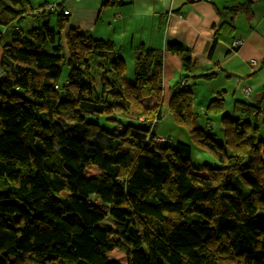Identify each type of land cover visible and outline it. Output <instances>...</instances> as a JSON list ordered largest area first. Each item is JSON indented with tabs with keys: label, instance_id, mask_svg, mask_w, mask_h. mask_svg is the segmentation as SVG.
I'll list each match as a JSON object with an SVG mask.
<instances>
[{
	"label": "trees",
	"instance_id": "1",
	"mask_svg": "<svg viewBox=\"0 0 264 264\" xmlns=\"http://www.w3.org/2000/svg\"><path fill=\"white\" fill-rule=\"evenodd\" d=\"M61 3L0 0V264H264L258 108L228 115L216 92L205 112L218 116V140L193 125V93L180 87L167 110L191 143L157 144L161 54L140 44L127 78L113 42L63 32ZM251 3L231 10L250 17ZM166 48L191 69L187 50ZM191 144L217 165L193 166ZM107 216L113 226L100 227Z\"/></svg>",
	"mask_w": 264,
	"mask_h": 264
},
{
	"label": "crops",
	"instance_id": "2",
	"mask_svg": "<svg viewBox=\"0 0 264 264\" xmlns=\"http://www.w3.org/2000/svg\"><path fill=\"white\" fill-rule=\"evenodd\" d=\"M28 1L34 9L62 2L57 11H67L63 32L72 28L113 42L125 60L129 79L134 51L140 44L160 53L164 111L172 94L187 86L193 93L195 117L202 123L195 126L206 130L218 116L207 114L205 108L221 91L223 113L239 116L236 105L240 103L258 108L259 134L264 139V0H251L250 17L231 10L245 0H123L118 5H101V0ZM54 15H49V23ZM8 39L7 34L3 41ZM235 40L240 44L233 48ZM168 43H177L188 51L190 70L183 68L178 55L167 50ZM207 74L213 77H197ZM244 87L249 89L247 95L242 92ZM163 108L154 134L169 137L156 129L165 116Z\"/></svg>",
	"mask_w": 264,
	"mask_h": 264
},
{
	"label": "rangeland",
	"instance_id": "3",
	"mask_svg": "<svg viewBox=\"0 0 264 264\" xmlns=\"http://www.w3.org/2000/svg\"><path fill=\"white\" fill-rule=\"evenodd\" d=\"M55 16V15H54ZM43 21V20H42ZM50 25L52 27H55V18H52ZM31 26V19L29 17H26L25 19H23L22 23H21V31L22 34H24L26 32V30L28 29V27ZM132 71V70H131ZM67 73V68L65 66H63L62 69V75L61 77L63 78ZM194 101V100H193ZM193 107H194V103H193ZM165 108H163L164 111ZM165 116L157 123V130L160 131L161 133H164L165 135L169 134L168 136H156L158 138L161 137H167L170 138V140H175V141H181V142H187V143H191V140L189 139V135H188V131L186 130L185 127L183 126H179L178 124H176L174 121V123L171 121V119L169 117L170 114L167 111H164ZM169 117H168V115ZM98 121H100L102 124H105V127H110L111 125H113L111 122H105L103 121V119H99ZM199 121V123H198ZM194 125L196 124H202L200 119L197 118V116L194 119ZM209 125H211L210 130L208 131L209 133H218L217 134V139H221L220 138V123L219 121H217L215 119V121H210ZM192 145V151H191V155L189 158V162L193 165V166H201L203 164H207L209 166H216L217 165V161L214 159V157L212 156V154H210L208 151L201 149L199 147H196L195 145ZM67 218L71 221H79V219L77 218V216L73 215V214H68ZM114 224V220L110 217H106L104 218L102 221H100L98 223V225L100 227H112Z\"/></svg>",
	"mask_w": 264,
	"mask_h": 264
},
{
	"label": "built area",
	"instance_id": "4",
	"mask_svg": "<svg viewBox=\"0 0 264 264\" xmlns=\"http://www.w3.org/2000/svg\"><path fill=\"white\" fill-rule=\"evenodd\" d=\"M54 7H55V5L50 6V8H54ZM66 12H67V11L63 10V13H66ZM239 44H240V41H239V40H235L234 43L232 44V46H233V48H236ZM242 92H243L245 95H247L248 92H249L248 87H244V88L242 89ZM155 141H156L157 144H162L163 142L166 141V137H161V138L156 137Z\"/></svg>",
	"mask_w": 264,
	"mask_h": 264
}]
</instances>
